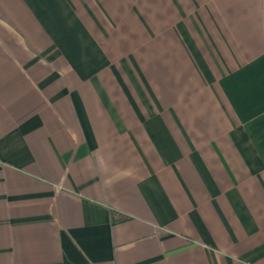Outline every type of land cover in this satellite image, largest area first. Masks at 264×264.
Here are the masks:
<instances>
[{"label": "crops", "instance_id": "1", "mask_svg": "<svg viewBox=\"0 0 264 264\" xmlns=\"http://www.w3.org/2000/svg\"><path fill=\"white\" fill-rule=\"evenodd\" d=\"M0 264H264V0H0Z\"/></svg>", "mask_w": 264, "mask_h": 264}]
</instances>
